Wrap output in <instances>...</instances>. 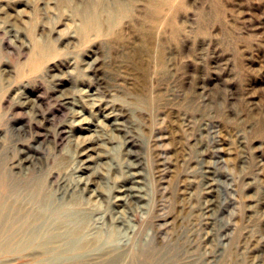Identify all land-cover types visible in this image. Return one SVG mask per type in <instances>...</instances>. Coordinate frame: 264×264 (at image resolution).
<instances>
[{
	"label": "rangeland",
	"instance_id": "rangeland-1",
	"mask_svg": "<svg viewBox=\"0 0 264 264\" xmlns=\"http://www.w3.org/2000/svg\"><path fill=\"white\" fill-rule=\"evenodd\" d=\"M89 4L100 28L85 34ZM119 109L143 162L145 199L131 210L108 199L132 159L114 129ZM76 112L93 122L90 130ZM87 136L96 138L108 200L92 205V225L114 249L95 261L264 264V0H0V169L12 173L0 208L31 184L50 193L59 178L70 180L72 140ZM26 154L35 165L25 167ZM202 155L225 208L212 220L200 211ZM106 212L124 225L108 222ZM12 229L3 236L13 238ZM7 247L0 264L43 258L20 259L17 245L0 238V252Z\"/></svg>",
	"mask_w": 264,
	"mask_h": 264
},
{
	"label": "bare ground",
	"instance_id": "bare-ground-1",
	"mask_svg": "<svg viewBox=\"0 0 264 264\" xmlns=\"http://www.w3.org/2000/svg\"><path fill=\"white\" fill-rule=\"evenodd\" d=\"M98 1H99V3H101V0H98ZM119 5L122 6L123 4L120 3ZM123 7H124V5H123ZM92 8L93 7L91 6V4H89V5H87V7L85 8V10L82 13L83 20H84L83 21V30H84L85 34H87L88 31L93 30V28L95 29V26H96V30H98L100 28L99 23L95 22L96 15H94L95 12L91 10ZM97 14H98V12H97ZM89 65H91L90 66L91 70H95L97 68L96 62H94L92 64L90 63ZM62 90H65V89L63 88ZM65 92L61 93L65 96L64 101L65 100H67V101L72 100V99H70L69 96H67L65 94ZM90 99H91V101L93 100L92 103L90 102L92 106H95V107L99 106V104H97L98 102H100V101L97 102L98 98L93 99L91 97ZM68 103H69V101H68ZM32 105H33V103H32ZM119 110H118V112H119ZM124 111L122 110L121 113H119L120 118L113 117L114 115H118V114H111V115H113L111 117H113L114 120H118L117 122L113 123L114 129L118 130V131L122 132V134H124V136H123L124 143L125 144L127 143L126 147L128 148V150L125 149L126 151H124V152L128 151L127 156L132 158L129 161V165H128V169L130 172H127L128 175L125 178H123L121 180L119 179L118 181L116 180V188L113 189V192H115L116 195H112V196L108 197V199L110 200V202H112L111 204L119 206L120 208H126L128 210H131V209H134L135 206L137 207V204L141 200L145 199L143 196L144 195V189H143V187H144L143 183L144 182H143V176H142L143 174L141 172L142 170H140L142 168L141 165L143 162H141L139 156L134 152L135 144H133V139H132V135H131V133L133 132V125L132 124L127 125L129 120L127 118L128 117L127 114ZM110 113H114V112H110ZM76 114H77L78 118L81 119L80 122L85 123L88 126L87 128H85V130L89 129V127L91 125H93L92 124L93 122L91 120H87L86 117H82V115H83L82 112H76ZM108 116H106V117H108ZM64 131H66V128ZM108 131H110V130L108 129ZM57 132H59V131H57ZM67 132L68 131H66V133ZM70 134L72 135V133H70ZM111 135H113V132ZM93 137H96V136H93ZM93 137H91V136L82 137V138H80V141L78 140V142L76 141V139L72 140V142L76 143V144L74 143V145H76V146H75V148H73L74 153H75V157H76V159H75L76 160L75 161L76 162V167H75L76 174L73 175V177L70 180H68V179L60 180V178H59V181L56 182L57 183L56 189L52 190V192H50V193L44 192L43 185L40 183H35L33 185L31 184L30 186H27V188H26L27 193L25 192L26 194L25 193L23 195L17 194L16 197L13 198L12 200H10L9 202H5V203L1 204L2 206L0 208V238H2L3 241H5L6 243L9 242V243H12L14 245H17V247H16L17 251L16 252H18L19 255H21L22 258L19 257L20 259L28 258V259L35 260L38 257L42 256L43 258H42V260H40L39 263L36 261L38 264H113V263L117 262L114 259H111L110 256H109L110 257L109 259L107 257V259L109 260V261H107V263H101V261L100 262L95 261V260H97V258L100 257L102 252L114 253V249L111 247V246H113L112 240L109 238L105 239L103 237L98 236L96 234L97 230H96V232H94V229L96 228V226L93 227V225H92L94 214L96 213L95 212L96 209H94L92 205H97L98 203H103V202L107 203L108 202V200H106L107 198L105 199L106 194L100 190L103 187V185H102V182L99 181V179L97 177L98 176L97 173H99L97 171H100L101 169L99 170V163L100 162L97 164L96 158L93 157V154L97 152V149L94 145L96 142V138L94 139ZM201 149H203V148H201ZM204 155H202V158ZM35 157L36 156H31V155L26 154L24 157V160H23L24 165H26L25 167L32 166L36 162ZM101 158H102V156H101ZM202 160H203V162H202L203 166L201 165L202 166L201 183H202V188H203L204 193H205L204 197L206 198V201L202 205L200 204V211L204 217L212 220V218L215 217L216 215L222 214L223 211L225 210V208H223V205L220 203L219 195L216 192V180H215L216 176H215V173L212 171V167L209 165V162L206 161L205 157ZM20 161H21V159H20ZM127 162H128V159H127ZM3 168H4V165H3ZM107 169H109V168H107ZM113 173L114 172H112L111 174H113ZM107 174H109V173H107ZM118 174L119 173L117 172V175ZM11 175H12L11 172L0 169V194L3 191V189L5 190L6 182L12 178ZM115 178H119V177L115 176ZM54 181H56V180H54ZM117 184H119V185H117ZM109 190H108V192H109ZM104 192H107V191H104ZM226 205H227V203H226ZM138 206H140V205H138ZM98 207H100V206H98ZM102 207H104V206H102ZM109 208H110V206H109ZM104 214H105L104 216H106V219L108 222H113V223L116 222V224L119 223V224L124 225V221H122L121 217L116 218V215L114 213L106 212ZM221 219H222V217H221ZM95 221H96V219H95ZM158 221H160L159 218L153 219V225L156 227V230H155L156 235L159 234L158 233L159 229L157 227L159 225ZM9 223H10L11 227H13L12 231L14 232V234L12 235L13 238H11V239L9 238L10 236H7V237L3 236L4 228ZM211 223H212V226H214V227L217 224L215 222V220L213 222L210 221V224ZM175 226H177V225H175ZM220 228L217 229V231H218V234L222 236V235H224L225 231L220 229ZM123 230H124V228H123ZM16 233H18V234H16ZM211 241H212V239H211ZM211 241H210V243H211ZM190 243H192V242H190ZM210 246H211V244H210ZM114 247L116 248L117 246H114ZM224 248H226V247H224ZM8 249H9V247H7V249L5 248V250L3 249V251L0 252L1 256L3 258H8L9 254H10L8 252ZM13 249H15V248H13ZM10 252H11V250H10ZM14 253L15 252H13V254ZM97 253L99 254L98 256H97ZM221 254H222V252H221ZM108 255H110V254H108ZM114 255H116V254H114ZM120 255H122V254H120ZM120 255L118 257L119 259H120V257H122ZM175 255H176V253H175ZM23 256H24V258H23ZM13 260H14V258H13ZM15 260H16V257H15ZM5 261H6V259H5ZM135 261H136V259H135ZM157 261H158V259H157ZM196 261H197V259H196ZM214 261H215V259H214ZM204 262H206V261H204ZM119 263H120V261H119ZM206 263H208V262H206ZM27 264H29L28 261H27ZM236 264H238V263H236Z\"/></svg>",
	"mask_w": 264,
	"mask_h": 264
}]
</instances>
